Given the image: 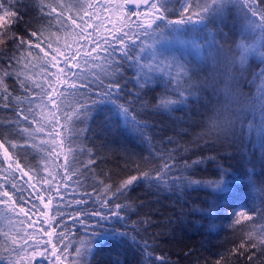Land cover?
Returning a JSON list of instances; mask_svg holds the SVG:
<instances>
[{
    "label": "trees",
    "instance_id": "obj_1",
    "mask_svg": "<svg viewBox=\"0 0 264 264\" xmlns=\"http://www.w3.org/2000/svg\"><path fill=\"white\" fill-rule=\"evenodd\" d=\"M60 2L77 3V0ZM85 2L99 5L110 2L115 4L122 0ZM164 2L167 9L166 21L184 19L185 23L167 25L165 21L147 39L142 37L144 43L152 44L155 41L156 56L152 62L156 71L152 73V79L147 86L138 87L140 69L136 65L129 67L127 63L120 70L119 76L122 91L121 99L116 100V103L126 104L135 99V94L139 95L133 107L136 110L134 114L138 113L137 120L148 125L142 129L144 136L132 131V126L126 125L117 115L113 104L104 101L94 106L83 120L62 121L66 123L65 143L61 144L60 137H56V151L51 156V137L42 135L36 137L37 142L44 140L47 143L35 149H20L19 158L29 169H33L36 164H43L47 159L48 170L55 175L59 169L63 175L67 155V164L71 170L69 175H76L69 181L63 199H60L59 193L53 192V206L45 211L48 223L54 225L60 224V215L63 214V224L57 227V232L69 233V250L74 251L71 245L78 244L84 230L78 222L70 220L69 216H74L77 211L91 212L99 208L97 197L86 195L92 193L94 188L98 192L102 191L103 184L98 181L116 185L121 179L136 175L137 166L139 171L152 170L150 175L155 176V171L160 170L164 161L154 158L150 153L156 154L161 149H175L172 155L177 158L174 161L177 162V168L169 174L168 179H181L176 183L160 184L145 179L135 184L124 196L113 200V204L129 205L121 212L127 219L115 224L113 221L103 222V229L114 227L119 232H127L129 237L120 242L106 240L94 255L87 257L88 264H160L155 257H162L166 264H217V261L219 264H264L262 246H246L239 252H233L248 233L258 234L264 229V135H261L264 130V121L261 119L264 114V29L245 18L237 0H222L215 5L213 0ZM45 3L53 4L54 0H45ZM0 5V11L5 13L6 19L2 26L4 29H11L6 35L15 34L25 40L37 42L30 36V32L48 25L47 19H41L39 0H0ZM206 6L210 10L204 12V19L201 20L195 14ZM184 7H190L191 11L181 16ZM131 9L141 13L144 10L143 7L137 9L135 5ZM97 11L100 19L99 36L109 35L115 28L122 26L121 20L113 23L110 18L105 19L109 17V12ZM119 11L122 16L125 14L123 9ZM13 12L15 17L12 16ZM68 15L65 11V17ZM189 16L192 19H188ZM140 20L141 23L148 22L142 18ZM68 24L71 25V20H68ZM113 25L114 27H110ZM73 27L59 32L55 27L49 30L60 38L59 45L53 44L54 48L67 43L74 50V40L77 38L72 35ZM209 40L217 45L216 49L204 48ZM193 41L197 46H193ZM140 47L138 43L132 54L136 55ZM14 51L11 42L0 46V59L11 56ZM208 51L210 54L206 55ZM37 53L43 56L39 49H33L32 56L35 57ZM16 54L19 55L18 52ZM52 54L50 52L49 59ZM31 63L37 62L32 59ZM181 65L187 70L185 76L178 75ZM42 71L40 67H35L24 75L42 80ZM49 71L56 72L57 69L49 65ZM33 72L36 73L35 76H32ZM169 72L173 83H169ZM111 80L112 76L105 78L104 85ZM177 80L179 87L176 85ZM7 83L16 89L14 97L23 98L25 94L15 76L8 79ZM139 83L143 84V81L140 80ZM99 90L93 89L94 92ZM161 98L174 100L176 103L167 110L159 109L156 105ZM97 99V96L92 95L87 102ZM24 103L27 104L28 101L25 100ZM73 103L71 96L65 100L61 115L64 111L70 112L69 106ZM19 107L18 101L13 99L12 108H0V133L7 136L12 129L17 128L13 122L17 119ZM36 115H41L39 109ZM44 117L42 122L47 123L50 119L46 118L45 113ZM226 121L231 123L226 125ZM9 124H12V129L8 127ZM241 124L244 127L243 133L240 132ZM26 126L27 122L19 125ZM58 131L59 125L46 129V133ZM168 138L173 142L167 143ZM15 139L18 143L24 142L18 137ZM70 148L75 150L71 154ZM88 150H91V156ZM89 158L96 163L90 169L82 168V164L86 165ZM221 169L228 173L227 191L214 190L212 186L213 181L220 179ZM34 171L33 169V173H30L34 176L31 183H35L39 190L40 183L36 181ZM40 172L41 175L46 174L44 168ZM16 175L19 177L21 174L17 172ZM9 179L11 183V178ZM27 180V177H23L21 182ZM2 182L3 173L0 172V183ZM55 187L54 184L53 188ZM28 191L32 189L29 188ZM44 195L47 196L48 193L45 192ZM24 197L27 199L22 203L13 204L9 201L8 205L0 204V264H11L16 259L15 252L5 251L10 244L5 243L3 233L12 237L19 233L25 240L46 239L39 233L42 232L40 229L33 227V230H26L28 220L22 216L23 213L20 214L21 219L17 214L20 207H24L29 213L35 210L32 208L33 201L38 209H43L39 208L41 205L35 196L28 198V192H25ZM79 199L87 203L76 205L74 201ZM65 204L70 206L64 207ZM236 207H242L252 219L241 220L240 224H236L237 217L233 215ZM49 217H56V220ZM93 231L99 233L101 228L93 227L89 233ZM131 236H135L141 243L148 241V253H151L152 260L148 259L147 253L131 243ZM66 263L69 264V261Z\"/></svg>",
    "mask_w": 264,
    "mask_h": 264
},
{
    "label": "snow or ice",
    "instance_id": "obj_2",
    "mask_svg": "<svg viewBox=\"0 0 264 264\" xmlns=\"http://www.w3.org/2000/svg\"><path fill=\"white\" fill-rule=\"evenodd\" d=\"M219 2H222V0H213V5ZM237 2L240 4L245 18L252 23L258 24L261 29H264V0H237ZM39 3L41 19H47L48 25L42 29L30 32V36L35 38L37 42L34 43L31 39L25 40L23 37H17L15 34L8 36L6 32H10L11 29H4L0 25V46L11 42L15 49L11 56L0 59V108H12L13 99H16L20 105L19 110L16 112L17 119L13 122L17 125V128L12 129V124H9L8 127L12 131L7 136L0 133V172L3 173V182L0 183V204L8 205L9 201H12L13 204L25 202L27 198L24 197V193L28 192V198L35 196L43 205V209H38L33 201L32 208L38 210L41 216H45L47 215L45 210L53 206V192L59 193L60 199H63L69 187V181L74 178L76 173H73L72 176L69 175L71 170L67 164V155L65 156L66 162L63 175H61L59 169L53 175L48 170L47 159H45L43 164L33 166L35 179L40 183L39 190H37L36 184L31 183L34 176L30 173H33V169H29L28 165L19 158V150L27 147H32L33 149L43 147L47 141L41 140L37 142L36 137L48 135L51 137L52 143V148L49 150V156H51V153L56 151V137H60L61 144L65 143L64 132L66 130V123H62V121L83 120L94 106L104 101L111 102L116 109L117 115L121 117L124 123L131 125L132 131L143 137L144 132L142 129L147 128L148 125L137 120L136 115L138 113L134 114L136 110L133 107L136 100L139 99V95L135 94V99L127 101L126 104L116 103V100L121 99L120 93L122 91V85L119 83L120 70L124 67L125 63L129 67L132 65L138 66L140 75L137 86L140 88L147 86L152 79V73L156 71L152 62L156 56L155 41L152 44L144 43L142 42V37L147 39L162 24H165L167 9L164 0H122V2L115 4L110 2L99 5L96 3H86L85 0H77V3L54 0L53 4L45 3V0H39ZM133 4L137 9L141 7L145 9L143 14L150 17L147 23H141V11H132L131 6ZM113 8L124 10L125 14L121 18L122 26L115 28V31L109 35L101 37L98 34L100 19L97 9L99 13H110ZM73 9H75V12H73ZM209 10V7L206 6L200 13H196L195 15L203 20L204 12ZM65 11L69 13L68 17H65ZM190 11V7H184L181 16ZM81 12H83V15H80ZM12 16L15 17L14 12ZM105 19H109V17H105ZM188 19H192V16H189ZM68 20H71V25L68 24ZM53 21H55L54 24ZM89 21H92V23H89ZM123 21H128L129 23L125 24ZM184 23V19L166 21L167 25ZM70 26H74L72 35L77 38L74 40V44L76 45L74 50L67 43L61 47L54 48L53 44L59 45L60 38L55 32L49 30L55 27L57 32H59ZM110 27H114V25ZM138 43L141 45L139 52L133 55L132 51ZM193 46H197L195 41H193ZM204 48L214 50L217 48V45L212 40H209L206 42ZM33 49H39V52L43 53V56L37 53L33 57ZM50 52L53 54L49 59ZM208 54H210L209 51L206 52V55ZM5 59L7 60V64H5ZM32 59L37 63H31ZM241 59L243 60V57ZM142 61L146 63H142ZM156 63L158 64L159 61H156ZM49 65L56 68L57 71L50 72ZM35 67H40L43 70L41 75L44 79L35 80L30 76L24 75V73L31 71ZM180 67L181 72L178 75L185 76L187 70L184 69L183 65ZM35 75L36 73L33 72L32 76ZM13 76H15L16 82L25 94L23 98L14 97L13 93L16 89L7 83V80ZM109 76H112L111 82L104 85V79ZM169 77V83H173L171 72H169ZM140 80L143 81V84L139 83ZM176 85L179 87V80L176 81ZM94 88H99L100 90L94 92ZM180 94L182 95L183 93ZM92 95L97 96L98 99L91 100L90 103L87 102ZM70 96L74 100V103L69 106L71 111H64L63 115H61L62 110L65 108L64 101ZM25 100L28 101L27 104L24 103ZM175 103L176 101L174 100L161 98L158 100L156 107L167 110ZM45 108L48 109V115L51 117L47 123L42 122L45 118ZM37 109L41 113L39 117L36 115ZM52 109H55V111L53 112ZM262 113H264V110H262ZM30 117L31 119H29ZM261 119L264 121V114H262ZM23 122H27L28 126L19 127ZM230 123L229 121L225 122L226 125ZM53 125H59L60 131L46 133V129ZM249 130H251V125H249ZM243 131L244 127L241 124L240 132L243 133ZM261 135H264V130H262ZM16 137L23 140V144L16 142ZM172 142V139L168 138L167 143ZM74 151V149L70 148L69 154ZM88 151L91 156V150ZM174 151L176 150L161 149L156 154L150 153V155H154V158L164 161L160 170L155 171V176L150 175L152 170L139 171V166H137L136 175H130L127 178L121 179L116 185L105 184L102 180L98 181V183L103 184L102 191L98 192L94 188L92 193H87L86 195H95L99 208L91 212L77 211L74 216H69L70 220L78 222L84 230L78 244L74 243L71 245L74 251L69 250L71 239L69 233L57 232V227L63 224V214L60 215L59 225L49 224L48 220H37L35 222L42 225L41 231L44 233V236L48 237L47 240H24L20 237L19 233L15 237L10 236L8 233H3L6 237L5 243L10 244V247L5 249V251L15 252L16 254L13 264H45V262L47 264H63L64 261H69V264H88L87 257L94 255L96 249L106 240L120 242L127 239L129 237L127 232H119L114 227L103 229V222L113 221V224H115L127 219L126 216L121 215V212L129 207V205L113 204V200L124 196L135 184L141 183L145 179L155 184L162 182L176 183L180 180V177L168 179L169 174L177 168V162H174L177 158L172 155ZM95 163V160L89 158L86 165L82 164V168L90 169ZM187 167L186 164L185 168ZM41 168L45 169V175H41ZM17 172L21 174L19 177L16 175ZM227 175L228 173L221 169L220 179L212 182L214 190H228L227 184L229 182L227 181ZM23 177H27L28 180L22 183ZM57 177H59V180H57ZM9 178H11V183ZM9 183L11 191L9 190ZM54 184L56 185L55 189L53 188ZM29 188L32 191H28ZM45 192L48 193L47 196L44 195ZM74 203L76 205H84L87 201L79 199L75 200ZM69 206V204L64 205V207ZM57 207L59 206L57 205ZM19 211L25 217H28L29 212L25 211L24 207H20ZM234 215L237 217L236 224H240L241 220L247 221L252 219V217L243 211L235 212ZM49 219L55 221L56 217H49ZM145 223H150V221H145ZM43 225H47L46 230ZM93 227H100L101 231L99 233L95 231L89 233V230ZM130 239L132 244H135L142 252L147 253L149 260L153 259L151 253H148L150 247L148 241L145 240L141 243L136 240L135 236H131ZM246 246H250L251 248H256L257 246L264 247V229L258 234L248 233L245 240L238 248L233 249V252H239L241 248H245ZM249 259L251 260L252 257H249ZM155 260L159 261L160 264H166L162 257H155ZM217 264H219V261H217Z\"/></svg>",
    "mask_w": 264,
    "mask_h": 264
},
{
    "label": "rangeland",
    "instance_id": "obj_3",
    "mask_svg": "<svg viewBox=\"0 0 264 264\" xmlns=\"http://www.w3.org/2000/svg\"><path fill=\"white\" fill-rule=\"evenodd\" d=\"M133 5H134V4H133ZM144 12H145V9L142 11V16H141V18H142L144 21H149L150 17L147 16V15H144V14H143ZM109 18H110L109 20H111V22H113V23H114V22H115V23H118V22H120V20H121V18H122V14H121V12H120L119 10H112V11L109 13ZM5 21H6V19H5V13L2 12V11H0V25H3ZM44 113H45L47 119H51V117L48 115V109H44ZM37 202L40 203L39 200H38ZM39 205H41V206H39V208H40V207H43V205H42L41 203H40ZM240 211L245 212L244 209H243L242 207H236V208H234V210H233V215H234L235 212H240ZM17 214L19 215V217H20V219H21V216H20L21 212L19 211V209L17 210ZM22 216H24V214H23ZM234 216H235V215H234ZM47 217H48L47 215H45V216H41V215H40V212H39L38 210H36V209H35V210H32V212L29 213L28 217H25V219H27L28 222H29V223L25 226V229L29 231V230H33V227H35V228L41 230L42 225H41V224H38V223H35V222H36L37 220H40V221L48 220ZM43 227H44L45 229H47V225H43ZM39 233L42 234V235H44L43 232H40V231H39ZM45 238H46L45 240L48 239L47 236H45ZM24 240H25V239H24ZM11 264H13V263H11ZM63 264H67L66 261H64Z\"/></svg>",
    "mask_w": 264,
    "mask_h": 264
}]
</instances>
